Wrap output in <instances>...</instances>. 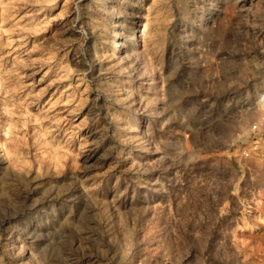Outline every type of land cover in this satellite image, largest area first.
Masks as SVG:
<instances>
[{
  "label": "rangeland",
  "instance_id": "rangeland-1",
  "mask_svg": "<svg viewBox=\"0 0 264 264\" xmlns=\"http://www.w3.org/2000/svg\"><path fill=\"white\" fill-rule=\"evenodd\" d=\"M263 99L264 0H0V264H264Z\"/></svg>",
  "mask_w": 264,
  "mask_h": 264
},
{
  "label": "bare ground",
  "instance_id": "bare-ground-1",
  "mask_svg": "<svg viewBox=\"0 0 264 264\" xmlns=\"http://www.w3.org/2000/svg\"><path fill=\"white\" fill-rule=\"evenodd\" d=\"M122 47V43L121 41H117L116 44H115V48L113 50L114 53H117Z\"/></svg>",
  "mask_w": 264,
  "mask_h": 264
},
{
  "label": "built area",
  "instance_id": "built-area-1",
  "mask_svg": "<svg viewBox=\"0 0 264 264\" xmlns=\"http://www.w3.org/2000/svg\"><path fill=\"white\" fill-rule=\"evenodd\" d=\"M262 102H264V99L262 100ZM257 131H259V125H258V124L254 125V126L252 127L251 132H252L253 134H256ZM246 155H249V154L246 153Z\"/></svg>",
  "mask_w": 264,
  "mask_h": 264
}]
</instances>
